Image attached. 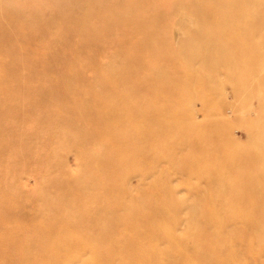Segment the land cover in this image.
<instances>
[{"label":"rangeland","instance_id":"obj_1","mask_svg":"<svg viewBox=\"0 0 264 264\" xmlns=\"http://www.w3.org/2000/svg\"><path fill=\"white\" fill-rule=\"evenodd\" d=\"M261 231L264 0H0V264H264Z\"/></svg>","mask_w":264,"mask_h":264},{"label":"bare ground","instance_id":"obj_2","mask_svg":"<svg viewBox=\"0 0 264 264\" xmlns=\"http://www.w3.org/2000/svg\"><path fill=\"white\" fill-rule=\"evenodd\" d=\"M170 106H171V105H170ZM169 108H172V107H169ZM157 116H158V117H161V115H157ZM175 123H176L175 120H173V119L171 120V119L169 118V120H168V125H169V126H172V125L175 124ZM239 159H240V158H239ZM239 159H237L238 162H239ZM241 160H242V159H241ZM235 162H236V164H238L236 160H235ZM242 162H243V161H242ZM242 162H241V163H242ZM241 163H240V164H241ZM232 164H233V165H232ZM231 165L234 166V163L232 162ZM231 165H230V163H229V167H228V168H230ZM238 165H239V164H238ZM234 167H236V166H234ZM234 167H231L230 169H232V168L234 169ZM237 167H238V166H237ZM237 167L235 168V171H240V170H237V169H238ZM235 171H234V172H235ZM219 174H220V175H219ZM221 174H222V173H218V174H217V175L219 176V178H221ZM215 175H216V174H215ZM222 175H223V174H222ZM218 176H217V181H219V180H218V179H219ZM223 178H225V175H224ZM215 180H216V177H215ZM213 184H214V183H213ZM216 184H217V183H216ZM133 189H134V188H133ZM222 217H223V216H222ZM255 225H256V224H255ZM252 227H253V226H252ZM254 227H255V226H254ZM256 227H257V226H256ZM259 227H263V226H259ZM247 229H248V228H247ZM249 229H250V228H249ZM249 229H248V230H249ZM253 229H254V228H253ZM255 229H256V228H255ZM261 229L263 230V228H261ZM261 233H262V235H263V232H262V231H261ZM260 235H261V234H260ZM260 237H261V236H260ZM263 237H264V235H263ZM263 237H262V238H263ZM263 241H264V240H263ZM261 242H262V241H261ZM197 243H198V242H197ZM259 243H260V242H259ZM261 244H262V243H261ZM255 246H256V245H255ZM255 246H254V248H256Z\"/></svg>","mask_w":264,"mask_h":264}]
</instances>
